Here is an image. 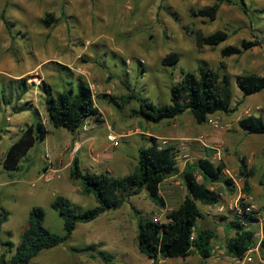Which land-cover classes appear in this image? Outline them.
<instances>
[{
	"label": "rangeland",
	"instance_id": "obj_1",
	"mask_svg": "<svg viewBox=\"0 0 264 264\" xmlns=\"http://www.w3.org/2000/svg\"><path fill=\"white\" fill-rule=\"evenodd\" d=\"M241 2L246 12L240 4L225 2L216 19L211 20L193 12L215 4L211 0H0V206L10 211L0 229V259L6 252L7 264H11L13 251H7L9 246L3 242H20L32 207H43L46 227L63 234L64 220L52 207L57 195L83 209L97 205L94 195L84 194L81 181L71 174L75 155L83 169L110 171L122 177L134 170L139 149L150 143L151 136L172 132V137L155 136L179 150V172L161 184L165 208L156 205L144 188L127 197L119 209L79 223L68 241L40 252L29 264H105L103 259L79 251L91 244L112 253L116 264H264L261 246L252 262H239L226 247L227 239L235 235L228 232L227 225L243 213L242 202L254 205L252 209L259 212L260 221L250 222V227L258 232L264 224V134H248L239 125V120L249 114L264 117V90L245 96L238 86L239 75L264 73V0ZM47 13L55 18L50 23ZM219 29L228 31V40L218 46H198V30L211 34ZM255 39H260L261 45L242 55H222L226 45ZM173 51L179 52L180 61L164 65L163 57ZM222 62L231 75L233 107L237 109L210 114L205 123H198L189 111L159 123L148 121L134 112L140 107L138 99L124 102L135 92L156 104L169 103L171 85L181 80L182 69L197 71L203 63L219 69ZM23 78L28 91L18 100L14 89ZM79 78L91 83L104 121L87 120L75 132L47 123L42 87L50 85L57 94L71 83L75 87ZM13 93L9 104L6 97ZM27 101L40 111L50 133L29 151L21 169L8 170L3 165L8 148L24 128L37 121L31 110L15 112L12 108L22 107ZM208 148L215 149L212 155H207ZM206 157L216 165L223 163V176L234 181L208 183L221 193L219 203L198 201L205 212L199 223L217 229L214 255L209 259L198 254L161 257L155 262L139 250V218L151 216L166 221L167 212L176 208L188 192L183 177L186 165ZM243 158L253 172L248 191L241 173ZM93 163L97 167L90 166ZM49 166L59 169L61 177L42 178ZM196 174L205 181L199 170Z\"/></svg>",
	"mask_w": 264,
	"mask_h": 264
},
{
	"label": "trees",
	"instance_id": "obj_2",
	"mask_svg": "<svg viewBox=\"0 0 264 264\" xmlns=\"http://www.w3.org/2000/svg\"><path fill=\"white\" fill-rule=\"evenodd\" d=\"M215 4L205 6L199 10H193L194 14L216 19L222 3L240 4L246 12L244 3L241 0H211ZM46 20L53 21L52 13L46 14ZM10 28V23L5 19ZM199 47L205 45L218 46L228 40V31L219 29L211 34H204L201 30L196 33ZM261 45L260 39L243 40L240 44H229L222 48V55H242L247 50ZM180 61V54L177 51L166 54L162 63L164 65H176ZM226 64L221 63L219 69H215L206 63L199 66L197 71L182 69V78L171 85V102L156 104L149 98H144L131 92L124 98V102L136 98L139 100V108L134 112L144 116L148 121L161 122L166 119H173L185 112H191L197 122L202 124L208 120L210 114L216 112H231L233 107V90L231 75L226 71ZM224 70V71H221ZM16 86L17 99L21 100L28 91L26 79H21ZM238 86L245 96L264 90V73L249 72L238 76ZM19 88V90H17ZM45 93V110L47 123L56 128H66L75 132L83 127L87 120L103 122V113L98 108L93 88L89 81L79 78L76 86L66 90L53 93L50 85L42 87ZM12 91V90H11ZM10 97L6 101L11 104ZM1 104V102H0ZM240 104V103H239ZM15 112L25 109L31 110L37 121L29 124L23 129L21 136L8 148L3 165L8 170L21 169L22 161L38 141H44L50 129L40 114V111L30 105L19 107L13 105ZM239 125L248 134H264V117L256 114H249L239 120ZM1 136V135H0ZM215 149L208 148L207 155H212ZM179 150L174 145L161 146L157 137L151 136L150 143L139 149V157L134 170L125 176L116 177L110 171L95 172L83 169L78 155L72 161L71 174L79 179L82 184V191L86 195H94L97 205L83 209L68 198L57 195L52 207L64 220V233L59 234L51 231L45 225L46 212L41 206H34L30 210L28 226L21 235L20 242L16 245L8 239L3 242L9 246L12 252L9 262L11 264H29L40 252L57 247L68 241L79 223H87L97 219L109 210L119 209L127 197L139 194L147 188L150 199L159 207L167 206L166 199L161 194V184L168 177L179 172L178 167ZM241 173L245 177L246 188L249 190V179L253 172L248 169L246 159H242ZM224 164L216 165L210 158H201L198 161L188 163L183 171L184 184L187 194L183 201L167 212V220H156L154 217H140L137 234L138 247L141 253L153 261L163 258H176L198 253L203 258H210L214 255L213 240L217 237V229L203 226L199 221L205 218V212L198 201L203 204L214 205L221 201V193L209 186L208 183L225 182L234 184L230 177L223 176ZM199 170L205 181H200L196 174ZM229 190H234L229 188ZM243 213L231 219L227 225L228 232L234 231L235 235L226 241L228 253L233 257L243 258L247 251L256 243V231L250 227L252 221H260L258 211H248L249 204L242 202ZM2 210L0 214L1 225L8 220L10 211ZM226 218V217H223ZM264 228V224H263ZM264 249V238L261 242ZM79 251L88 253L93 258H101L105 264H116L115 256L99 248L97 244H91ZM1 264H7L6 252H3L0 259Z\"/></svg>",
	"mask_w": 264,
	"mask_h": 264
},
{
	"label": "built area",
	"instance_id": "obj_3",
	"mask_svg": "<svg viewBox=\"0 0 264 264\" xmlns=\"http://www.w3.org/2000/svg\"><path fill=\"white\" fill-rule=\"evenodd\" d=\"M113 139H115V136H112ZM161 146H167V141L164 139L162 142H160ZM77 150V147L76 149ZM49 156V154H48ZM59 169L53 168V166H49L42 174V178H44L45 180H52L53 178L57 177H61ZM32 186L35 187L37 186V181H34L32 183ZM254 205H249L247 207L248 211H253ZM156 220H160L159 217H154ZM255 240L256 243L253 247H251L247 253L244 255L243 258H238V257H234L236 260H238L239 262L244 261V262H252L254 261L255 258V254L258 253L260 251V246H261V242L264 238V230L263 227L260 231L256 232L255 234Z\"/></svg>",
	"mask_w": 264,
	"mask_h": 264
},
{
	"label": "crops",
	"instance_id": "obj_4",
	"mask_svg": "<svg viewBox=\"0 0 264 264\" xmlns=\"http://www.w3.org/2000/svg\"><path fill=\"white\" fill-rule=\"evenodd\" d=\"M84 79V78H83ZM86 80V79H85ZM88 81V80H87ZM91 84V83H90ZM49 135V134H48ZM155 136H158V137H164V136H170V137H172L173 136V134H172V132L171 133H166L165 135H157V134H155ZM157 137V138H158ZM47 138V137H46ZM76 143H78L77 141L75 142V144ZM80 143V142H79ZM67 146V145H66ZM72 146H73V144H72ZM64 148V147H63ZM61 149H62V146L61 147H58V149L56 150L57 152L58 151H61ZM78 150V149H77ZM54 153H55V151H53ZM57 155H55L54 157H56ZM60 160V159H59ZM90 166H93V167H97V165H96V163H93V164H91ZM194 254H198V253H194ZM192 255V254H191ZM190 256V255H189ZM189 256H187V257H189ZM198 256H200L199 254H198ZM186 257V258H187ZM182 258V257H181ZM207 259H209V258H207ZM223 264H227L226 262H224Z\"/></svg>",
	"mask_w": 264,
	"mask_h": 264
}]
</instances>
